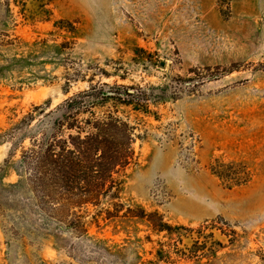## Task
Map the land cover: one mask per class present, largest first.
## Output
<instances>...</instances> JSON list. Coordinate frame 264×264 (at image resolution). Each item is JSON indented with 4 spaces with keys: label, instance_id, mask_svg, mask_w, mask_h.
<instances>
[{
    "label": "rangeland",
    "instance_id": "rangeland-1",
    "mask_svg": "<svg viewBox=\"0 0 264 264\" xmlns=\"http://www.w3.org/2000/svg\"><path fill=\"white\" fill-rule=\"evenodd\" d=\"M90 85L119 94L93 117L134 130V159L114 175L119 215L140 207L200 229L215 253H188L197 233L177 242L139 220L105 219L104 197L99 226L88 223L99 208L75 210L85 235L36 210L7 211L0 264H150L168 245L186 253L171 264H264V0H0V166L19 134L6 131ZM242 172L245 184L223 181Z\"/></svg>",
    "mask_w": 264,
    "mask_h": 264
},
{
    "label": "trees",
    "instance_id": "trees-1",
    "mask_svg": "<svg viewBox=\"0 0 264 264\" xmlns=\"http://www.w3.org/2000/svg\"><path fill=\"white\" fill-rule=\"evenodd\" d=\"M113 93L107 95L101 87L90 85L48 112L43 106L33 107L30 113L6 131L9 133L8 139H13L16 132L19 134L16 142L11 143L8 157L0 166V188L3 199L7 201L0 202V224L3 227L7 211H22L25 214L26 211L36 210L48 218L59 219L71 227L70 229L77 231L76 233L85 235L86 222L75 217V210L80 211L87 206L99 208L88 222L99 226V221H104L101 203L105 197L113 208V211H105V219H119L123 224L139 220L157 235L164 233L170 240L177 237V242L184 233H197L194 249L188 250V253L195 258H198L196 253L200 251L214 254L212 245L209 252H205L203 247L206 242L200 239L209 236H205L200 229L193 232L183 226H170L156 212L147 214L140 207L126 208L119 215L124 208L115 200L119 198L122 181H118L114 175L124 172L134 159V130L119 118L110 115L94 118L91 112L99 100L119 96L116 92ZM133 95L126 91V96ZM84 113H90L92 118L79 120L78 117ZM64 132H67L66 137L62 134ZM26 139L29 146L21 150L18 159L11 161L19 143ZM233 165L234 162L227 165L221 163L212 170L218 174L223 169L230 171ZM10 172L17 176V180L4 183V178ZM233 174L223 180L228 187L248 182L247 172ZM71 215L73 218L68 221ZM123 220L126 222H122ZM98 242L104 244V241ZM214 243L220 245L219 242H212ZM173 246L175 252L170 250L171 245H168L167 250L160 246L155 252L156 261L150 264H171L172 253L186 255L178 250L177 245Z\"/></svg>",
    "mask_w": 264,
    "mask_h": 264
}]
</instances>
